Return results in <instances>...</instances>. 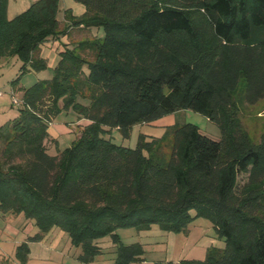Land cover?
I'll list each match as a JSON object with an SVG mask.
<instances>
[{
    "label": "trees",
    "instance_id": "trees-1",
    "mask_svg": "<svg viewBox=\"0 0 264 264\" xmlns=\"http://www.w3.org/2000/svg\"><path fill=\"white\" fill-rule=\"evenodd\" d=\"M76 1L87 11L66 9L65 20L103 26L104 37L67 44L52 79L22 88L23 73L47 65L41 45L66 34L60 0H34L12 18L0 0V57L23 62L11 82L23 90L20 114L0 125V210L38 228L17 246L19 263L57 227L81 248L79 264H93L106 235L116 244L111 264H132L144 250L119 228L179 233L205 217L225 246L180 264H264V133L255 143L236 106L238 95L264 98V0ZM70 109L89 123L51 154L49 125ZM182 109L207 116L221 137L190 122L141 135L134 148L101 136L108 127L128 138L133 126ZM240 173H249L242 185Z\"/></svg>",
    "mask_w": 264,
    "mask_h": 264
},
{
    "label": "rangeland",
    "instance_id": "rangeland-1",
    "mask_svg": "<svg viewBox=\"0 0 264 264\" xmlns=\"http://www.w3.org/2000/svg\"><path fill=\"white\" fill-rule=\"evenodd\" d=\"M34 0H9L8 15L9 18L14 17L18 13L24 11ZM70 8L73 15L81 17L87 11L86 6L76 0H60L58 18L61 21L60 28L66 34L60 35L58 38L50 37L41 45V55L47 59V65L40 71L28 70L20 77L19 85L26 88L39 80H49L55 75V66L59 59V52L70 43L74 44L86 38L93 39L95 37H104V27L89 28L84 24L74 25L64 20V10ZM71 23V24H70ZM87 58H92L90 52L86 54ZM23 62L18 55L0 57V90L4 93L0 97V124L16 118L20 114L21 105L13 103L12 91L14 86L12 80L20 73ZM16 96L21 99V91H17ZM62 104V102H61ZM236 106L238 114L243 126L251 136L255 143H259L264 133V98L255 104H249L238 95ZM78 117L74 110H63L57 116L52 118L49 125V134L57 137L58 144L53 145L54 140L47 137L45 140L46 147L51 154H56L59 150H63L69 146L76 138V134L80 135L83 125H78ZM190 122L199 127L204 134L219 139L221 137L220 127L207 116L191 109H182L178 112L163 115L150 123H141L133 126L130 136L125 138L118 128L104 127L105 131H101V136L110 139L116 144L125 145L134 148L141 135L163 137L167 129L175 123ZM249 173H240L238 175L239 184L248 181ZM264 191V188H263ZM13 227H7L0 224V248L6 253L5 259L10 263H19L16 258L17 245L25 240L29 235L35 234L38 230L35 222L27 219L24 214L21 216L14 215L11 217ZM195 226V227H194ZM35 227V229H34ZM194 229L187 234L182 231L173 236L169 241V232L164 231L158 224H153L146 228L126 227L119 228L117 233L121 240L126 243H138L142 246L144 252L142 260L133 262L132 264H180L182 260L196 259V255L203 245L212 243L216 247H224L225 240L221 238L213 223L205 218H197L188 229ZM34 229V230H33ZM29 234V235H28ZM174 234V233H173ZM2 236V237H1ZM200 240V241H199ZM171 242V245L169 243ZM198 242V243H197ZM197 243V244H196ZM95 244L101 247L102 252L93 260V264H110L116 258V244L111 235H106L95 240ZM46 250L34 246L33 253L30 254L26 264H79L77 259L81 248L74 245L69 234L56 228L45 239ZM207 253H202L205 259ZM179 260V261H177ZM20 264V263H19Z\"/></svg>",
    "mask_w": 264,
    "mask_h": 264
},
{
    "label": "crops",
    "instance_id": "crops-1",
    "mask_svg": "<svg viewBox=\"0 0 264 264\" xmlns=\"http://www.w3.org/2000/svg\"><path fill=\"white\" fill-rule=\"evenodd\" d=\"M66 9H70V8H66ZM65 9V10H66ZM65 10H64V17H65ZM65 20V19H64ZM71 44V43H70ZM59 58H60V55H59ZM59 60V59H58ZM58 62V61H57ZM20 86V85H19ZM20 87H22V86H20ZM13 90H17V91H21V93H23V90H21V89H13ZM178 112V111H177ZM77 123H78V125H85V124H87V123H89L87 120H85V119H79L78 118V121H77ZM0 125H2V123L0 124ZM76 136H78V134H76ZM49 138H51V139H53L54 140V142H53V145L50 147V148H52V147H54L56 144H58V139H57V137H55V136H53V135H51V134H49V136H48ZM49 148V149H50ZM48 149V150H49ZM57 154V153H56ZM14 215H17V216H21V214H16V213H12V212H3V211H1L0 210V224L1 225H4V226H6V228L7 227H13L14 229H15V231L17 230V228H15L13 225H15V224H13L12 223V216H14ZM195 221V220H194ZM193 221V222H194ZM192 222V223H193ZM191 223V224H192ZM13 224V225H12ZM16 226V225H15ZM195 227V226H194ZM57 227H54L49 233H47L46 234V236H45V238L43 239V240H41V241H39V242H31L30 243V248H31V252H30V254H32L33 253V248H34V246H37V249L38 248H40V249H42L43 251H45L46 250V247L44 246V244H45V239H46V237L48 236V235H50V233L51 232H54V230L56 229ZM34 229H35V227H34ZM33 229V230H34ZM194 229L192 228V229H189V230H187V234L188 233H190L191 231H193ZM38 231V230H37ZM36 231V232H37ZM35 232V233H36ZM171 235H169V241H171L172 240V238H173V236H176V234L177 233H174V232H169ZM174 233V234H173ZM29 235V234H28ZM2 237V236H1ZM26 239V238H25ZM200 241V240H199ZM198 243V242H197ZM196 243V244H197ZM169 245H171V242L169 243ZM18 246V245H17ZM211 246H213V244L211 243L210 244V246L208 245V244H205V245H203L202 246V248H201V251H199L196 255H198L197 257H196V259H198V258H200V257H202V253L204 254V253H207V251H208V249L211 247ZM6 253L4 252V250L2 249V248H0V259H5V255ZM177 261H179V260H177ZM111 264V263H110ZM140 264H142V261L140 262ZM157 264V263H156Z\"/></svg>",
    "mask_w": 264,
    "mask_h": 264
},
{
    "label": "built area",
    "instance_id": "built-area-1",
    "mask_svg": "<svg viewBox=\"0 0 264 264\" xmlns=\"http://www.w3.org/2000/svg\"><path fill=\"white\" fill-rule=\"evenodd\" d=\"M4 95V93L0 90V97ZM12 98H13V103L15 105H23V100L22 99H19L16 94L12 91Z\"/></svg>",
    "mask_w": 264,
    "mask_h": 264
}]
</instances>
